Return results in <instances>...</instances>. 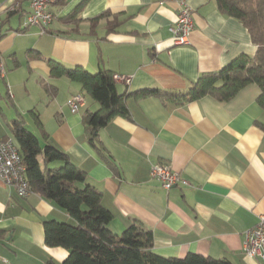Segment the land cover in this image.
Here are the masks:
<instances>
[{"label": "crops", "instance_id": "1", "mask_svg": "<svg viewBox=\"0 0 264 264\" xmlns=\"http://www.w3.org/2000/svg\"><path fill=\"white\" fill-rule=\"evenodd\" d=\"M15 1L0 0V62L7 70L0 72L6 80L0 138L11 137L7 121L17 113L28 128L26 114L37 110L48 140L101 191L114 233L138 219L152 231V250L161 256L191 252L232 264H264L243 252L245 230L264 215V107L257 103L256 84L224 102L205 96L173 105L128 95L129 116H115L100 128L96 148L87 140L82 116L98 104L79 84L50 77L46 63L54 59L126 76L127 82L115 80L119 93L178 92L238 54L253 55L256 46L246 27L219 11L214 0H60L48 7L56 17L44 32L18 31L13 16L20 22L19 13L4 10ZM79 4L76 21L67 20ZM181 4L192 11L188 44H174L170 31ZM105 11L116 15V24L106 25L112 16L91 24ZM30 49L38 57L28 58ZM75 94L84 103L73 113L67 101ZM36 134L43 144L38 129ZM157 161L169 163L187 183L162 188L149 175L150 163ZM49 219L73 223L50 201L34 192L20 197L0 179V264H62L67 250L44 243L43 221Z\"/></svg>", "mask_w": 264, "mask_h": 264}, {"label": "trees", "instance_id": "2", "mask_svg": "<svg viewBox=\"0 0 264 264\" xmlns=\"http://www.w3.org/2000/svg\"><path fill=\"white\" fill-rule=\"evenodd\" d=\"M214 1L219 11L246 27L256 50L253 55L238 54L220 69L202 72L186 90L172 92L146 88L129 94L119 93L109 70L90 72L82 66L68 67L54 59L46 60L50 77H66L79 84L98 104L96 110H87L82 116L90 145L97 148L99 129L115 116H129L128 95L137 98L155 96L173 105H183L205 96L224 102L244 86L254 83L260 90L257 103L264 107V0ZM81 5L66 19L76 21ZM109 16L113 19L107 20L106 25L116 24V15L109 11L90 22L95 25ZM27 56L38 57V52L30 49ZM47 87L44 84L46 91ZM29 113L40 131L43 144L27 129L20 114L8 120L7 126L25 164V176L33 192L73 219V223L54 219L43 221L44 243L50 247H63L68 252L62 264H232L227 259L191 252L183 258L161 256L152 250V231L138 219H132L122 233H114L109 228L113 214L103 206L101 191L86 183V173L70 160L65 151L48 140L38 113L35 110Z\"/></svg>", "mask_w": 264, "mask_h": 264}, {"label": "built area", "instance_id": "3", "mask_svg": "<svg viewBox=\"0 0 264 264\" xmlns=\"http://www.w3.org/2000/svg\"><path fill=\"white\" fill-rule=\"evenodd\" d=\"M27 7L21 6V2L16 0L5 6L4 10L8 12H18L23 17L21 29L27 30L29 27H38L41 32L51 24L55 19V14L48 8L50 5L60 0H24ZM193 30V17L191 9L181 4L177 17L170 27L174 44H188L189 35ZM0 72H4L3 65L0 64ZM115 80L127 82L128 77L113 74ZM84 98L82 94L73 95L67 104L71 112H77L83 105ZM25 164L12 138H0V179L7 185L15 187L20 197H27L33 192L32 187L25 176ZM149 175L157 180L161 187L169 190L177 183H187L182 179L178 172L172 169L166 162H151L149 166ZM243 252L251 257H256L264 262V215L258 216L256 224L244 232Z\"/></svg>", "mask_w": 264, "mask_h": 264}, {"label": "rangeland", "instance_id": "4", "mask_svg": "<svg viewBox=\"0 0 264 264\" xmlns=\"http://www.w3.org/2000/svg\"><path fill=\"white\" fill-rule=\"evenodd\" d=\"M13 23H14V25H17L16 23H20V26L22 25V21H23V17H20V22H18L17 20V16L16 15H14L13 16ZM31 27H29L28 29H30ZM1 63V62H0ZM2 64V63H1ZM4 68V67H3ZM4 71H6L7 72V70H4ZM5 83H6V80L4 79V78H2L1 76H0V93L2 94V95H4V94H6V86H5ZM20 84H19V86H18V88H19V90L22 92V93H24L25 92V88H24V83L23 82H19ZM28 86H30V88H32V83L30 82L29 83V85L27 84V87ZM44 89V91H45V93H47L46 92V90H45V88H43ZM36 112H37V110H36ZM27 115V121L30 123L29 124V127L27 128L30 132H32L34 135H36L37 136V134H36V131H37V126H36V124H35V122H34V120H33V117H32V115L30 114V113H27L26 114ZM8 117H12V113L10 112V113H8ZM38 137V136H37ZM121 232H119L118 234H120Z\"/></svg>", "mask_w": 264, "mask_h": 264}]
</instances>
